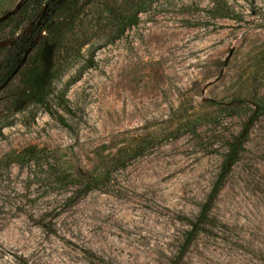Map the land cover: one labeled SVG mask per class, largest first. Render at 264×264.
I'll use <instances>...</instances> for the list:
<instances>
[{"label":"rangeland","instance_id":"374dc122","mask_svg":"<svg viewBox=\"0 0 264 264\" xmlns=\"http://www.w3.org/2000/svg\"><path fill=\"white\" fill-rule=\"evenodd\" d=\"M20 87L0 83V264H264V0H152L9 114Z\"/></svg>","mask_w":264,"mask_h":264},{"label":"trees","instance_id":"16d2710c","mask_svg":"<svg viewBox=\"0 0 264 264\" xmlns=\"http://www.w3.org/2000/svg\"><path fill=\"white\" fill-rule=\"evenodd\" d=\"M151 1L62 0L52 5L50 0H24L18 9L0 18V43L12 40L0 47V83L19 74L21 85L12 95L9 114L30 104H45L52 92L55 68L61 61L75 58L95 36L114 29L120 32L135 24L138 14L146 11ZM31 23H34L32 32L20 35ZM242 135L230 143L224 155V172L243 148ZM28 154L35 153L28 150ZM224 172L218 183L223 181ZM95 183L87 185L95 187Z\"/></svg>","mask_w":264,"mask_h":264},{"label":"bare ground","instance_id":"6f19581e","mask_svg":"<svg viewBox=\"0 0 264 264\" xmlns=\"http://www.w3.org/2000/svg\"><path fill=\"white\" fill-rule=\"evenodd\" d=\"M1 45V44H0Z\"/></svg>","mask_w":264,"mask_h":264},{"label":"water","instance_id":"95a60500","mask_svg":"<svg viewBox=\"0 0 264 264\" xmlns=\"http://www.w3.org/2000/svg\"><path fill=\"white\" fill-rule=\"evenodd\" d=\"M1 47V46H0Z\"/></svg>","mask_w":264,"mask_h":264}]
</instances>
